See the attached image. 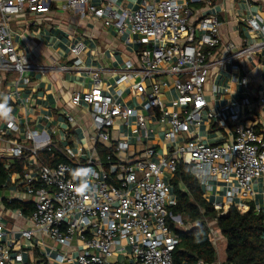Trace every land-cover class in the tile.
Instances as JSON below:
<instances>
[{
	"label": "built area",
	"instance_id": "1",
	"mask_svg": "<svg viewBox=\"0 0 264 264\" xmlns=\"http://www.w3.org/2000/svg\"><path fill=\"white\" fill-rule=\"evenodd\" d=\"M59 0H0V95L3 74L15 73L14 91L29 81L27 71L47 72L17 49L11 31V20L24 11L39 12ZM68 9L103 18L108 26L139 36L143 47L138 62H127L110 90L102 83L98 71H92L93 86L71 98L75 107L87 106L94 133L93 146L75 152L68 146L52 143L47 133L25 127L27 141L20 142L21 126L12 119L0 118V139L8 144L12 158L25 154L39 157V150L60 147L76 167L61 163L50 167L42 162L23 178L25 193L33 210L27 215L31 227L20 233L25 239L45 235L66 249H44L47 264H174L172 253L179 243L172 224L183 227L181 216L170 208L176 198L169 183L179 163L188 165L206 193L223 188V200L212 203L221 215L231 206L242 212L254 203V183L261 180L264 188V84L256 99L248 94L249 77L242 72L244 58L264 49V23L257 15L246 21L255 40L237 45L221 36L217 14L193 18L194 4L212 6L213 0L143 1L132 12H119L115 0H63ZM126 21L128 23H126ZM84 44L72 49L73 64L80 67ZM230 75V83L240 84L245 94L218 109L211 107L207 84L213 70ZM174 76L177 97L164 99L168 82L162 77ZM149 82V90L140 84ZM228 84H212V97L229 93ZM129 95L144 96L140 106H130ZM19 100L23 104L25 99ZM12 109V106H10ZM69 123L75 118L66 114ZM159 123L168 146L159 150L148 143L150 121ZM229 132L222 143L200 144L195 140L181 142V134H198L203 121ZM113 130L118 132L114 137ZM143 143L140 156L129 155L131 136ZM106 144L104 156L98 146ZM90 169L85 175L82 170ZM85 182L87 189L82 191ZM264 191V190H263ZM264 202V192H263ZM255 204V203H254ZM258 211L261 207L255 204ZM22 212L20 211V214ZM4 223L0 222V264L23 263L22 254H13L15 238L6 240ZM116 259H113V258Z\"/></svg>",
	"mask_w": 264,
	"mask_h": 264
},
{
	"label": "crops",
	"instance_id": "2",
	"mask_svg": "<svg viewBox=\"0 0 264 264\" xmlns=\"http://www.w3.org/2000/svg\"><path fill=\"white\" fill-rule=\"evenodd\" d=\"M143 1L153 2L154 0H115L113 7L121 13H132ZM192 12L193 18L217 14L221 21L223 40L240 45L255 40L249 32L246 21L257 15L264 23V0H213V5L208 7L194 4ZM11 31L17 49L27 55L33 63L47 68V72L27 71L26 76L29 81L20 84L19 95L12 94L8 101L9 106H12L11 117L22 129L21 133L14 137L20 142H29L23 134L25 127L28 126L40 133H47L51 142L60 147L68 146L75 152H78L80 147L91 148L93 143L90 139L94 129L89 110L87 106H73L71 98L76 92L82 93L92 88V71H98L104 86L112 90L115 80L127 62L132 61L137 64L138 55L143 49L139 43V36L130 31L129 24L124 32H119L115 26L106 25L103 18L90 14L82 16L80 12L68 9L63 0L51 3L43 11L26 10L12 18ZM78 42L84 44L80 55L82 59L80 67L73 64L76 57L72 53L73 47ZM240 66L242 72L247 73L249 77L247 94L254 100L258 96L261 85L264 84V49L260 54L244 58ZM15 76V73L3 74L5 94L14 91ZM162 78L168 82V86L163 88V93L165 101L170 103L177 97L175 87L172 85L174 76L165 75ZM229 79L228 73L219 69L213 70L207 84V98L212 108L218 109L227 103L239 100L245 94L240 84L230 83ZM213 83L229 84L231 91L215 99L211 92ZM140 89L148 91L149 82L141 83ZM5 94L0 95V102ZM19 97L25 99L23 104ZM144 99V96L136 98L129 95L125 100L130 106L139 107L140 103L145 102ZM66 114L73 115L75 122L69 123ZM149 128L152 132L147 142L163 152L167 151L168 146L163 132L159 130V123L152 120L149 122ZM197 132L198 134H181L179 140L184 142L193 139L200 144H212L230 139L228 131L211 126L205 120ZM112 135L116 137L118 132L113 130ZM129 135L131 145L128 153L138 157L144 144L134 140V133L129 132ZM99 146L104 150L106 144ZM7 147L6 141L0 139V157L12 159ZM99 152L101 156H104L105 151L99 150ZM19 160H24L25 174L36 170L38 163L41 162L39 157L33 155ZM22 180L23 177L15 172L10 175L7 184L0 189V222L5 225L7 234L5 239L15 238L16 245L12 253L23 256V263L13 264H47L43 255L45 248L55 247L60 252H67V250L45 235L39 239L44 244L42 246L37 243V238L29 240L22 237L20 231L32 225L27 217L28 214L12 206V201L31 202V198L25 193ZM254 186L256 189L254 203L259 205L264 213V188L261 180L256 181ZM223 196V188L218 193L205 194L211 203L223 200Z\"/></svg>",
	"mask_w": 264,
	"mask_h": 264
},
{
	"label": "trees",
	"instance_id": "3",
	"mask_svg": "<svg viewBox=\"0 0 264 264\" xmlns=\"http://www.w3.org/2000/svg\"><path fill=\"white\" fill-rule=\"evenodd\" d=\"M98 148L104 151L100 146ZM38 156L43 164L50 167L61 163L76 167L60 147L41 149ZM24 171V160L0 157V189L15 172L24 178ZM169 183L176 198V205L170 210L173 215L181 216L184 224L183 227L172 224L179 237L172 253L174 264H219L212 224L221 232L226 243V255L221 264H264V213L258 211L253 202L245 212L231 206L226 214L221 215L204 196L203 186L184 163L177 165ZM12 202V206L31 214V202Z\"/></svg>",
	"mask_w": 264,
	"mask_h": 264
},
{
	"label": "clouds",
	"instance_id": "4",
	"mask_svg": "<svg viewBox=\"0 0 264 264\" xmlns=\"http://www.w3.org/2000/svg\"><path fill=\"white\" fill-rule=\"evenodd\" d=\"M9 99L10 97L5 95L2 98V102H0V118H3L4 120L9 121V126H12L11 121L13 118L11 117L12 109L8 104ZM82 171L85 175L91 172L90 169H86ZM86 189H87V182H85L84 187L82 188V191Z\"/></svg>",
	"mask_w": 264,
	"mask_h": 264
},
{
	"label": "rangeland",
	"instance_id": "5",
	"mask_svg": "<svg viewBox=\"0 0 264 264\" xmlns=\"http://www.w3.org/2000/svg\"><path fill=\"white\" fill-rule=\"evenodd\" d=\"M212 229H213V240H214L216 247H217L219 264H221L222 260L225 258V255H226L225 254L226 243L224 241V237L222 238L220 231L217 229L215 224H212Z\"/></svg>",
	"mask_w": 264,
	"mask_h": 264
}]
</instances>
